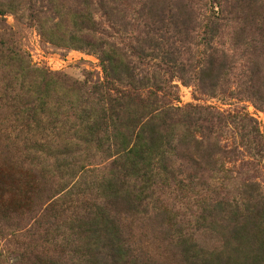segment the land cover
Wrapping results in <instances>:
<instances>
[{
    "label": "rangeland",
    "instance_id": "obj_1",
    "mask_svg": "<svg viewBox=\"0 0 264 264\" xmlns=\"http://www.w3.org/2000/svg\"><path fill=\"white\" fill-rule=\"evenodd\" d=\"M235 1L0 0V264H197L196 253L215 260L225 252L216 227L202 219L200 198L211 195L191 187L201 170L189 163L174 164L173 178L160 171L134 210L107 206L115 156L107 153L112 133L94 129L104 107L94 88L112 78L104 58L114 46L136 66L132 75L176 77L151 27L164 16L169 37L173 24L186 26V47L206 51L202 59L209 47L227 52L234 66L218 98L174 78L171 99L248 113L264 140V11L253 16ZM155 41L160 50H152ZM242 84L253 96L235 94ZM218 138L224 151L245 150L233 127ZM242 159L219 161V173L264 179V159L247 155L255 165L245 168Z\"/></svg>",
    "mask_w": 264,
    "mask_h": 264
},
{
    "label": "trees",
    "instance_id": "obj_2",
    "mask_svg": "<svg viewBox=\"0 0 264 264\" xmlns=\"http://www.w3.org/2000/svg\"><path fill=\"white\" fill-rule=\"evenodd\" d=\"M259 1L262 0L235 2L255 16L264 11ZM165 24L166 17L156 18L151 22L152 32L165 44L167 64L172 65L169 69L175 71L176 77L169 81L156 76L138 78L132 75L137 70L134 63L127 58L124 61L125 55L117 52L114 46L112 56L104 58L109 66L106 71L110 70L112 78L94 88L99 106L104 105L94 129L104 134L112 133L113 142L107 145V153L115 156L108 168L109 179L104 183L107 206H122V212L134 210L148 198L147 193L160 171L173 178L174 164L179 161L189 163L201 170L197 183L191 187L204 189L203 192L208 191L211 195L200 198L202 219L216 227L225 248V252L216 254L215 260L214 254L199 258L196 253L197 264H264V179L245 178L243 172L234 176L230 172L222 175L218 171V162L230 156H242V168L247 167V163L255 165L244 162L247 155L264 159V140L259 123L241 111L226 114L193 105L180 107V99H171L172 91L178 88L174 85V78L185 86L193 84L202 96L218 98L223 92V77L234 66L227 64V52L212 47L207 50L211 53L209 58L202 59L201 55L206 57V51H193L185 46L190 34L186 26L171 25L174 36L169 37ZM259 31L263 36L264 30ZM103 33L115 39L110 32ZM173 39L176 41L168 46ZM160 45L155 41L152 50H160ZM185 54L195 55L196 61L190 57L183 62ZM152 58L155 59L156 55L153 54ZM235 91L238 97L253 96L252 88L244 84L236 86ZM167 96L170 101H166ZM228 127L237 130L244 151L239 148L223 150L218 134Z\"/></svg>",
    "mask_w": 264,
    "mask_h": 264
}]
</instances>
